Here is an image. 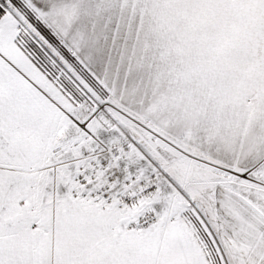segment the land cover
Returning a JSON list of instances; mask_svg holds the SVG:
<instances>
[{
    "label": "snow or ice",
    "instance_id": "1",
    "mask_svg": "<svg viewBox=\"0 0 264 264\" xmlns=\"http://www.w3.org/2000/svg\"><path fill=\"white\" fill-rule=\"evenodd\" d=\"M0 264H264V0H0Z\"/></svg>",
    "mask_w": 264,
    "mask_h": 264
}]
</instances>
